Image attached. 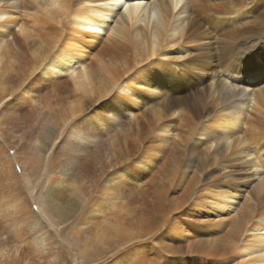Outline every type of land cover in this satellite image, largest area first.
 <instances>
[{
    "label": "bare ground",
    "instance_id": "bare-ground-1",
    "mask_svg": "<svg viewBox=\"0 0 264 264\" xmlns=\"http://www.w3.org/2000/svg\"><path fill=\"white\" fill-rule=\"evenodd\" d=\"M223 1L0 0V264H71L72 258L82 264L85 252L68 259L56 247L57 238L65 239L60 224L77 212L76 238L83 243L86 233L117 250L155 235L172 256L165 262L152 255L159 264H208L198 257L221 251L231 258H218L221 264H264V211L248 194L238 208L241 194L202 184V168L186 161L195 149L190 142L205 137L213 157L241 156L258 179V198L264 190V84L239 86L228 67L218 70L216 82L198 84L217 64L198 67L195 79L176 63L209 54L213 37L223 51L243 32H255L244 27L249 8ZM103 35L108 44L97 51L93 42ZM257 56L245 74L235 67L237 74L260 81L264 59ZM139 98L151 104L149 123L139 120L138 138L129 128L121 133L131 154L125 160L106 132L110 123L123 129V112L132 113L130 103ZM99 100L101 112L94 109ZM174 118L183 125L176 134ZM188 202L195 215L189 221L159 216ZM218 212H232L226 231ZM184 232L191 237L177 243ZM198 232L205 237L191 242ZM141 251L131 248L107 264H126Z\"/></svg>",
    "mask_w": 264,
    "mask_h": 264
},
{
    "label": "rangeland",
    "instance_id": "rangeland-1",
    "mask_svg": "<svg viewBox=\"0 0 264 264\" xmlns=\"http://www.w3.org/2000/svg\"><path fill=\"white\" fill-rule=\"evenodd\" d=\"M230 1H231L230 3L232 5L239 4V5H242V7H245L246 9L249 8L248 9L249 10V14H248L249 23H247V25H244V27L254 28L255 32H253V31H252L253 33L252 32H250V33L249 32H246V33L243 32L241 34V36L239 35L236 40H233V44L230 47L231 49L230 48H228L226 50L223 49V51H221L218 48V44H216V37H213L211 40L212 44L210 43L211 52H209V54L200 53V54H196V55L195 54L187 55V56H184L183 58L178 59L176 61V63L186 67V69H190L192 77L195 79L200 74V72L197 69L198 67L208 64V61H210L211 63L213 62L214 64H217V69L211 75L213 77H211V76L208 77V75H206V78H205V74L203 73L204 78H202L201 81L196 80V81H198V84L203 83L204 81H205L204 82L205 84H208L210 82H216V79L218 78L219 73H220L218 70H221L222 68L228 67L230 72L234 73L235 76L239 77V78L235 79L236 83L238 82L239 86H242V85L244 86L246 84L248 85V87H251V88L256 87V86H262L264 84V75L260 81L256 82L254 80V78H252V77L251 78L250 77L243 78L242 77L243 75L237 74V71L234 68L238 67L240 70V72H238V73H244L242 71V69L244 67H250V65L256 63V62H254V59H252L253 56L258 55L257 56L258 58L264 59V26H263L264 25V0H230ZM222 4H224L225 6L229 5V3H227V0H224ZM225 16H226L225 17L226 19L231 18V16H229V15H225ZM261 22H263V24ZM259 24H262L261 29H263V30L260 29V27L258 26ZM210 27H212V25ZM244 27L238 26L236 28V30H242V29L244 30ZM212 35L215 36V33H212ZM105 38H106V36L103 35L102 38H99L97 41L93 42V44H95L94 45L95 50L98 51L100 48L104 49V46L106 44H108V42H106ZM197 55H198V57H197ZM205 56H207L208 59ZM195 59H197V60H195ZM242 81L244 82V84H241ZM249 82H251L252 85H249L248 84ZM192 85L197 86V84H192ZM213 86H214L213 89L216 88V84H213ZM200 87L201 86H199V88ZM238 89H240V88H238ZM190 92L192 93L193 90H190ZM204 95H205L204 98H206L207 88L204 91ZM199 98H200L199 101L204 102V100L201 99V96ZM135 102H136V104L130 103L132 113L123 112L124 116H125L123 129L119 131L120 128L118 126H116V125L113 126L112 123H110L111 125H109L108 130L106 132V136L109 139L114 138L113 140H115L119 143L120 153L123 155L120 158L123 157L125 160H128L131 157V154L129 155V150H130L129 148L126 149L125 147L121 146V144L123 142V138L121 137V133H123L124 131L127 132L126 130H127V128H129L130 130H132L133 135L135 136V134H136V137L138 138L137 135H139V134L137 133V130H138V128L140 129V126H141V122L139 120L145 119L146 121L143 120L142 122H144L145 124L149 123V121L147 119L148 118L147 112L149 113L148 110H149L151 104L144 105L143 103H141L140 98L138 100H136ZM94 109L96 111H100V112L104 109L101 100H99L97 102V105L95 106ZM170 118H169V120H170ZM251 118L253 119V117H251ZM182 126H180V122L178 120H176L175 118H174V120L170 121V129L171 130L173 129L172 130L173 134H176V132H178L180 128L182 129ZM33 130L36 131L37 128H33ZM127 137H128V135H127ZM197 139H198V141H191L190 142V146H192V148L190 147L191 151H192V149L195 148L193 150L194 153L192 151L194 157H193L192 153L190 154V155H192L191 158L193 160L189 157L190 155H188L186 161L190 164L191 167L193 166L195 170H196V168L198 170H200V167L202 168V172L199 173V177H200L199 181L202 184L206 183V186L209 185L212 188H214L215 190H220V189L228 190L227 188L232 190L234 188V191H232L233 193L235 192V193H237V195L241 194L240 195V201H236L234 203L238 208L240 207L239 204H241V200H242L241 197L243 195L247 196V194H248L256 202L257 212L264 211V190L261 193L260 197L258 198V196L256 195V192H255V187L257 185L258 179H257V177H254V176L251 177L250 176L253 171L247 170L248 165L242 164V159H239V158H241V156L232 155V157L234 159L233 160L232 157H229V156L223 157V154L221 152H219L218 155L216 154V156L213 157L214 154L212 153L213 151L211 152L212 149L209 151L205 149L207 146L205 137L201 136V137H197ZM191 151H189V152H191ZM209 153H212V154L209 155ZM204 154H205V156H204ZM131 159H133V158H131ZM191 162H193V163H191ZM202 165H203V167H202ZM224 166H226V167H224ZM204 169H206V170H204ZM190 174H191V172H190ZM42 180H43V178L40 179V183L41 182L43 183ZM143 184L145 185V183H142L140 188L141 189L143 188L142 190L146 191V187H144ZM231 186H232V188H230ZM235 186H237V187H235ZM241 191H243V193H240ZM168 197H169V199L171 198L170 195ZM207 199L213 200V198L211 196H209ZM146 200L149 201V199H145L144 201H142L144 203L142 205H145L147 203ZM190 203L191 202H188L187 204L182 205L180 207V209H178L176 212H172L169 214H168V210H164V212L160 211L159 216H163V217L167 216V218H169V220H170L172 215H173V217L177 218L178 215L181 214L180 215L181 217L185 216L184 217L185 220L183 219L184 221H189V220H191V219H189V217H190L189 215L192 214V216H195L190 211V206H189ZM186 207H188V208H186ZM227 210L230 211V209H227ZM218 213L220 214L219 218H222V220H221L222 224H219V228H221L224 225V228L226 231V229L229 227V225H226V222H227V220H231V218L229 216H231L232 212L229 214H226L227 216L224 215L222 212H218ZM210 215H214V213H212ZM107 216H108V220H110L109 214ZM71 217H73V218H70L69 220L60 224L58 235L60 238H65V239L63 241V240L57 238L58 240H57V246H56L58 250L62 251V253L65 256H67L66 258H68L69 253L74 252L75 254L77 253V255H78L79 251L80 252L83 251V252H85V255H84L85 258L81 261V262H83L82 264H107L110 262V260H112L116 257H119L120 254H123L124 252L129 251L131 248L133 249L134 247L137 248L138 246H140V249H143V251L139 252L132 259L128 260L127 261L128 263H126V264H144V263L145 264H153V263L159 264V263H161V260L165 261L167 258H170V260H172V258H171L172 256L170 257L169 255L163 254V252L157 246V244L155 242L157 241V238H159V237L155 238L156 237L155 235H151V237H146V238L142 239V241H138V242L134 241L132 243L126 244L117 250L115 249V247L113 246V243H111V242H108V243L106 242V245H105V243L102 245H99V242H95L96 244L93 243L94 241H92V240L94 239V237H91L88 235L86 236V233L83 234V238H85V242L83 243V241H81V239L76 238V235H77V233H76L77 221L76 220H78L80 218L79 212H77V214L74 213L73 216L71 215ZM109 222H111V221H109ZM207 224H209V220H208ZM166 225L163 226L164 228L162 227L161 230H164L166 228ZM177 225H180V224H177ZM105 226H107V225H105ZM221 230H222V228H221ZM225 231L222 234L218 233L216 235L224 236L226 234ZM189 233H192V232H189ZM198 233L199 234L196 237H192V239H189V240L191 242H194L196 240L203 239L205 237L204 235L200 234V232H198ZM185 235H189V234L187 232H184L183 234H181V236L177 238L178 239L177 243H181V242L185 241L186 239H183V237ZM189 237H191V236L189 235ZM109 239H111V235L108 236L107 240H109ZM117 242L118 241H116L115 243H117ZM92 244H95V245H92ZM84 245H85V247H84ZM98 245L100 246V248ZM85 250H87V251H85ZM88 250H90V251H88ZM137 250H139V249H137ZM153 252H155V253L152 254ZM221 252L224 254L212 256L209 258L199 256L198 258L200 260L208 261L209 262L208 264H221L222 262H224V263L229 262L230 263L231 258H229V256H230L229 253H227V251H221ZM157 253L159 255H161L160 256L161 260L160 261L157 260L158 262L157 261L153 262L154 257L152 255H157ZM223 256H224V261L218 262V258H221ZM93 258H95L96 260H94ZM72 259L70 260L71 264H74L75 261ZM90 259L93 261L89 262ZM188 260L192 261L191 259H188ZM87 262H89V263H87ZM190 264H198V263L191 262Z\"/></svg>",
    "mask_w": 264,
    "mask_h": 264
},
{
    "label": "clouds",
    "instance_id": "clouds-1",
    "mask_svg": "<svg viewBox=\"0 0 264 264\" xmlns=\"http://www.w3.org/2000/svg\"><path fill=\"white\" fill-rule=\"evenodd\" d=\"M53 6H55V5H53Z\"/></svg>",
    "mask_w": 264,
    "mask_h": 264
}]
</instances>
